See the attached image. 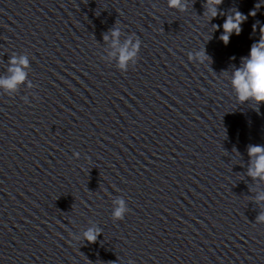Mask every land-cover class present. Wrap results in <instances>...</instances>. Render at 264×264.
I'll return each mask as SVG.
<instances>
[{
	"label": "clouds",
	"instance_id": "9594fccd",
	"mask_svg": "<svg viewBox=\"0 0 264 264\" xmlns=\"http://www.w3.org/2000/svg\"><path fill=\"white\" fill-rule=\"evenodd\" d=\"M169 9H174L179 12H186L188 10L187 0H166ZM224 3V0H206L203 4L205 9L203 15L209 18V21L217 18L218 16H225V13L219 11L218 6ZM264 3V0H262ZM261 4H257L255 7L259 8ZM248 15L255 16L256 12L251 11ZM248 15L241 13L239 10L231 9L229 14L226 15L222 25L213 24L215 31L221 27L223 29L219 39L228 45L230 37L233 33L239 36L242 32L241 25L248 19ZM259 23V22H257ZM257 25H253V29H256ZM260 37L258 42H254L251 45L250 53L247 57L241 58V65L235 67L231 73L230 84L235 94L237 101L240 104L252 101L257 106L256 111H259V106L264 104V26H261ZM122 35L121 25L118 21L114 26L103 35L105 42L111 39V47L113 51L110 56L116 58V68L121 73H127L131 66H134L138 59L141 50V40L135 33L127 35L124 43L121 45L120 37ZM188 60L195 61L198 64L211 63V58L207 54L206 48L201 47L195 52L188 53ZM131 65V66H130ZM29 66L28 57L25 56H11L8 60L7 71L9 75L0 77V88L7 91H16L21 84H24L27 80V72L25 69ZM32 83L28 82V87H32ZM27 102V97L24 98ZM248 155L250 158V166L248 168V176L253 180L264 181V146L262 145H250L248 147ZM76 158H79V153H74ZM259 201H264V195L257 198ZM116 207L112 211L113 221H121L125 215L130 211L124 198H118L113 201ZM256 223L264 224V212L260 213L256 218ZM102 234V229L93 224L91 227H87L81 235H74L69 233L74 240L87 241L88 243H95ZM128 264H133L129 261Z\"/></svg>",
	"mask_w": 264,
	"mask_h": 264
}]
</instances>
